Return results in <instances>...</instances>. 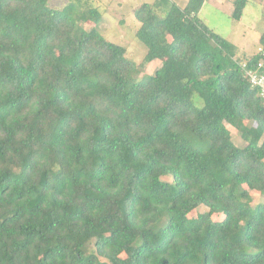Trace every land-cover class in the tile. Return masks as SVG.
I'll return each instance as SVG.
<instances>
[{"label":"trees","instance_id":"1","mask_svg":"<svg viewBox=\"0 0 264 264\" xmlns=\"http://www.w3.org/2000/svg\"><path fill=\"white\" fill-rule=\"evenodd\" d=\"M49 1L0 0V264H264V99L241 68L264 30L248 56L203 0L142 3L136 64L100 0Z\"/></svg>","mask_w":264,"mask_h":264},{"label":"rangeland","instance_id":"2","mask_svg":"<svg viewBox=\"0 0 264 264\" xmlns=\"http://www.w3.org/2000/svg\"><path fill=\"white\" fill-rule=\"evenodd\" d=\"M69 0H50L49 6L61 8ZM77 0H73L76 2ZM154 0H100L92 4L102 14L100 23L96 30L107 40L121 45L126 52V57L136 64H141L146 47L137 40L135 31L138 24L134 18L135 10L142 3H152ZM179 7L184 6L187 0H170ZM82 0V5H84ZM233 11L232 0H203V5L198 12V19L202 21L210 30L220 35L223 39L232 44L244 55H252L259 50L258 38L264 30V0H247L242 17L239 21L231 18ZM162 16V11L156 13ZM84 29L93 27L92 23L81 24ZM160 65V60L156 59L144 64L141 74L152 75ZM231 133L232 142L243 147L245 144L240 138L239 132L226 125ZM194 142V141H193ZM194 142L195 146L200 143ZM249 204L254 207L264 201L263 197L256 192H249ZM205 211L203 207L198 208L197 212ZM194 213L190 216L192 218ZM218 213L212 215L213 219H218Z\"/></svg>","mask_w":264,"mask_h":264},{"label":"built area","instance_id":"3","mask_svg":"<svg viewBox=\"0 0 264 264\" xmlns=\"http://www.w3.org/2000/svg\"><path fill=\"white\" fill-rule=\"evenodd\" d=\"M241 68L251 87L256 88L260 97L264 99V50L261 51L260 59L254 63L252 68H248L245 62L241 64Z\"/></svg>","mask_w":264,"mask_h":264}]
</instances>
